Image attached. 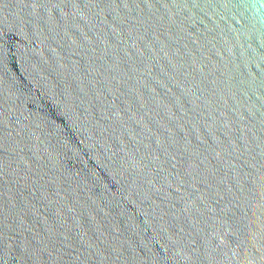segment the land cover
Returning <instances> with one entry per match:
<instances>
[{
    "label": "water",
    "instance_id": "95a60500",
    "mask_svg": "<svg viewBox=\"0 0 264 264\" xmlns=\"http://www.w3.org/2000/svg\"><path fill=\"white\" fill-rule=\"evenodd\" d=\"M0 264H264V0H0Z\"/></svg>",
    "mask_w": 264,
    "mask_h": 264
}]
</instances>
